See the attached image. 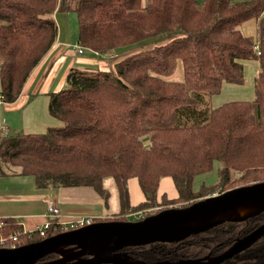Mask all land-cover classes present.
Masks as SVG:
<instances>
[{
    "label": "trees",
    "instance_id": "16d2710c",
    "mask_svg": "<svg viewBox=\"0 0 264 264\" xmlns=\"http://www.w3.org/2000/svg\"><path fill=\"white\" fill-rule=\"evenodd\" d=\"M70 11L78 15L77 44L100 60L71 67L67 87L48 92L49 112L62 125L43 132L0 131V176L31 175L39 188L90 186L105 205L111 195L105 180L112 178L120 211L95 221L135 220L128 215L179 201L185 206L216 194L219 186V193L230 189L234 175L242 185L264 181V0H0L4 101L21 95L57 41L55 15ZM251 18L257 20L255 38L240 28ZM249 58L259 60L255 98L213 107L223 83L244 81L242 60ZM178 67L181 79L175 80ZM215 161L223 164L217 183L194 190L195 178ZM166 176L176 197L159 195ZM131 178L145 196L135 205ZM2 220L0 236L21 230L14 219ZM263 222L264 212L177 242L121 251L129 248L147 260L193 258L209 249L223 251ZM63 231L52 222L45 236H27L18 245ZM250 250L254 256L241 262L264 264V237Z\"/></svg>",
    "mask_w": 264,
    "mask_h": 264
},
{
    "label": "water",
    "instance_id": "95a60500",
    "mask_svg": "<svg viewBox=\"0 0 264 264\" xmlns=\"http://www.w3.org/2000/svg\"><path fill=\"white\" fill-rule=\"evenodd\" d=\"M263 211L264 181H258L185 206L164 208L140 219L94 221L39 241L0 247V264H220L264 236V223L206 262L200 259L129 261L119 251L128 246L183 240L226 221H244ZM54 253L59 257L40 261Z\"/></svg>",
    "mask_w": 264,
    "mask_h": 264
},
{
    "label": "crops",
    "instance_id": "0c3cea01",
    "mask_svg": "<svg viewBox=\"0 0 264 264\" xmlns=\"http://www.w3.org/2000/svg\"><path fill=\"white\" fill-rule=\"evenodd\" d=\"M143 1L145 2V0ZM72 43L68 37L65 38L60 33L51 51L31 73L18 99L13 102H6L0 96V131H25V120H29L27 127L33 126L34 128V126L39 124L44 126L43 121L46 119L44 112L38 115L40 110L38 108L33 110L35 100L41 99V96L43 97L42 99H45L46 104V97L49 98L48 92L58 90L57 88L65 81V77L71 67H83L82 65L90 64L89 60L95 62L100 60L93 54H91L92 56H77L76 50L71 46ZM25 112L28 113L27 119H25ZM20 113L23 115L22 119H13L15 115L19 117ZM132 179L137 180V178H131L129 181L131 182ZM170 179L172 180L171 177ZM113 184L117 189L112 178L105 180L107 188ZM138 187L143 198L139 201H134L130 190L132 205L145 199L139 183ZM174 188L176 195L170 197L177 196L175 184ZM163 193L166 192L159 191V195ZM51 200H54L60 208L61 214L59 218L64 221L80 216L93 217L95 219L106 218L120 211L119 208L118 212L111 214L110 203L105 205L102 196L90 186L39 188L31 175L0 176V219H14L21 227V230L32 232L38 225L42 224L47 219V206Z\"/></svg>",
    "mask_w": 264,
    "mask_h": 264
},
{
    "label": "rangeland",
    "instance_id": "374dc122",
    "mask_svg": "<svg viewBox=\"0 0 264 264\" xmlns=\"http://www.w3.org/2000/svg\"><path fill=\"white\" fill-rule=\"evenodd\" d=\"M55 16H56L57 26L59 29V34L61 33L62 36H64L65 38L68 37V39H70L73 42L71 44V46L74 48V45H77V39H78V15H77V13L74 11L58 12ZM256 22L257 21L254 18L247 20L246 23L241 25V27H240L241 31H243L246 35L255 38L257 35V23ZM86 50L82 54L78 53V51L76 50L77 56H81V57L82 56H92L91 52L86 51ZM109 57L110 56H103L101 58H104L105 60L109 61ZM242 62H243L244 81L242 83H239V84L223 83V87H222L221 92H219L218 94H216L212 97L211 103H212L213 107H218V106H220L223 103H226L228 101L251 100V99L255 98V80H256V76L258 75V72L260 69L259 68V60L257 58H249V59H245V60L243 59ZM72 65H74V64H72ZM172 78L175 80L181 79V68L180 67H178L177 71L172 76ZM64 87H67L66 77H65V81L62 82V84L57 89H62ZM40 98L41 99L35 100L33 110L38 108L40 110L38 115L40 113L44 112V116L46 118L43 121L44 126H42V124H39L38 126H34V128H33V126L27 127L29 125V120H25V127H26L25 132H29V131L43 132L50 125H62L63 124L62 121L53 117L50 114L49 109H48L49 98L46 97V100H47L46 104H45V99H42L43 97H41V96H40ZM27 117H28V113L25 112V119H27ZM15 118H18V119L21 118L22 119L23 115L20 113L19 117H18V115L13 116V119H15ZM12 130L14 131V129H12ZM222 165H223L222 162L215 161L212 170H210L207 173L198 175L195 178L194 190H200L204 186L210 187V186H213L214 184H216L218 181V178H219V169L221 168ZM232 178L234 179L233 184H231V185H233L232 187H235V186L237 187L238 185L241 186L242 184L245 183L244 180L243 181L240 180V178L236 177L235 175L232 176ZM231 185H229V186H231ZM129 186L131 187L130 190H131V194H132V199L134 201H139L140 199L143 198V195H142V193L138 187V183H137L136 179H132L131 182L129 181ZM232 187H229V188H232ZM108 188L110 189V193H111L110 200H109L110 213L114 214V213L118 212V210L120 208L118 191H117L114 184L112 186H108ZM221 190H222V188L219 186L217 188V190H214V191H215V193H219ZM159 191H164L169 196L176 195V190L174 188V184H173L172 180L170 179V177L166 176V178L164 177L162 179ZM225 191H226V189H225ZM203 197H201L200 199H202ZM176 203L177 204H174V203L173 204H166V206L156 205L154 207L146 208V209L140 211L139 213L129 214L128 217L129 218H132V217L137 218L140 214V216L143 218L146 216V213L152 214L156 211H160L162 208L161 206L167 207V208L180 207V205H182L184 202L179 201V203L178 202H176ZM122 216H124V215H122ZM122 216H120V217H122ZM114 218H116V217H114ZM125 218H127V217L125 216Z\"/></svg>",
    "mask_w": 264,
    "mask_h": 264
},
{
    "label": "built area",
    "instance_id": "2783aa9c",
    "mask_svg": "<svg viewBox=\"0 0 264 264\" xmlns=\"http://www.w3.org/2000/svg\"><path fill=\"white\" fill-rule=\"evenodd\" d=\"M74 48L80 54L85 52V49L79 46L78 44L74 45ZM255 48L257 52L260 54L259 45H256ZM60 212H61L60 208L57 206L56 202L54 200L49 201L46 212L47 219L42 224L38 225L32 232L19 230L16 233H11L8 237L0 236V247H16L21 241H23L24 238H26L27 236L32 237L35 234L45 236L47 230L51 227L52 222H56L63 229L69 230L95 221V218L93 217H84V216H80L72 220L64 221L59 218L61 214ZM140 218L142 217L139 214V216L135 219H140ZM2 225H3V220L0 219V228Z\"/></svg>",
    "mask_w": 264,
    "mask_h": 264
},
{
    "label": "flooded vegetation",
    "instance_id": "af4514ba",
    "mask_svg": "<svg viewBox=\"0 0 264 264\" xmlns=\"http://www.w3.org/2000/svg\"><path fill=\"white\" fill-rule=\"evenodd\" d=\"M264 212V211H263ZM261 214V213H260ZM257 216V215H256ZM254 217V216H253ZM252 218V217H251ZM247 220V219H246ZM245 221V220H244ZM239 222H242V221H239ZM264 223V222H263ZM263 223H261V224H263ZM223 224V223H222ZM260 224V225H261ZM260 225H258V226H260ZM257 226V227H258ZM257 227H255V228H257ZM215 228V227H214ZM255 228H253L252 230H254ZM211 229H213V228H211ZM211 229H209V230H211ZM252 230H250V231H248V232H246L245 234H243V235H241V236H239V237H237L235 240H234V242L230 245V246H232L234 243H235V241L238 239V238H241V237H243V236H245L246 234H248L249 232H251ZM201 233V232H200ZM198 234V233H197ZM262 237H264V236H262ZM261 237V238H262ZM261 238H259L256 242H254L253 244H251L249 247H247V248H245V249H243L242 251H240L239 253H237V254H235V255H233V256H231V257H229L228 259H226V260H224L223 262H221L220 264H227L228 262H229V260H231V259H233V261H232V263L233 264H238V262L240 261V263L239 264H244L245 262H241V261H244L246 258H249V257H252V256H254L253 254H254V251L253 250H250L253 246H254V244H256ZM184 240V239H183ZM180 241V240H179ZM175 242H177V241H175ZM146 245V244H145ZM229 246V247H230ZM229 247H227L226 249H224L223 251H216V250H213V249H209L208 251H207V253H205V254H203V255H200V256H196V257H193V258H182V257H176V258H167V257H165V258H158V259H154V260H147V259H143V258H137L136 257V254H137V252H135V251H131L129 248L128 249H126L125 251H119V253L125 258V259H127V260H129V261H134V260H141V261H145V262H147V263H152V262H157V261H172V262H174V261H179V260H184V259H200L201 260V262H206V261H208V258L209 257H214V256H217V255H219V254H221V253H223V252H225ZM126 248V247H125ZM250 250V251H249ZM256 256V255H255ZM257 257V256H256ZM249 259H251V258H249ZM249 264V263H248Z\"/></svg>",
    "mask_w": 264,
    "mask_h": 264
}]
</instances>
